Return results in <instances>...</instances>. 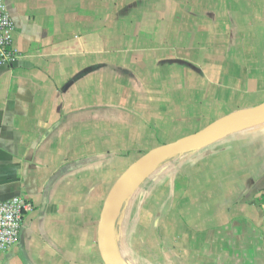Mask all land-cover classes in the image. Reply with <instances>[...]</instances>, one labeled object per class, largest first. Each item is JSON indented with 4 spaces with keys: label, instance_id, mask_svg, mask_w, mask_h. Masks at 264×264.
Segmentation results:
<instances>
[{
    "label": "crops",
    "instance_id": "obj_1",
    "mask_svg": "<svg viewBox=\"0 0 264 264\" xmlns=\"http://www.w3.org/2000/svg\"><path fill=\"white\" fill-rule=\"evenodd\" d=\"M4 2L0 201L33 209L0 264H104L124 172L264 103V0ZM141 176L114 231L133 264H264V123Z\"/></svg>",
    "mask_w": 264,
    "mask_h": 264
},
{
    "label": "water",
    "instance_id": "obj_2",
    "mask_svg": "<svg viewBox=\"0 0 264 264\" xmlns=\"http://www.w3.org/2000/svg\"><path fill=\"white\" fill-rule=\"evenodd\" d=\"M264 123V103L240 115L223 119L209 129L176 143L158 147L131 165L111 189L103 206L99 223L98 248L104 264H121L114 252V231L118 213L136 178L169 156L197 151L218 142L231 132Z\"/></svg>",
    "mask_w": 264,
    "mask_h": 264
},
{
    "label": "built area",
    "instance_id": "obj_3",
    "mask_svg": "<svg viewBox=\"0 0 264 264\" xmlns=\"http://www.w3.org/2000/svg\"><path fill=\"white\" fill-rule=\"evenodd\" d=\"M14 28L5 2L0 0V64H8L17 59L12 48ZM32 209L33 205L21 197L0 201V254L17 243L25 217Z\"/></svg>",
    "mask_w": 264,
    "mask_h": 264
},
{
    "label": "rangeland",
    "instance_id": "obj_4",
    "mask_svg": "<svg viewBox=\"0 0 264 264\" xmlns=\"http://www.w3.org/2000/svg\"><path fill=\"white\" fill-rule=\"evenodd\" d=\"M170 157H172V156H169L165 159H168ZM114 248H115V251L118 253V255L121 259L128 262L129 264H133V258L131 256L130 251H125V250L121 249V247L119 246V242L117 240L116 234L114 235ZM135 258L137 259V256H135Z\"/></svg>",
    "mask_w": 264,
    "mask_h": 264
},
{
    "label": "bare ground",
    "instance_id": "obj_5",
    "mask_svg": "<svg viewBox=\"0 0 264 264\" xmlns=\"http://www.w3.org/2000/svg\"><path fill=\"white\" fill-rule=\"evenodd\" d=\"M141 177H142V176H139L138 178H136V179L134 180V182H133L132 185L130 186L129 190L132 189V187L135 186V185L138 183V181H139V179H140ZM114 249H115V248H114ZM114 252H115V256L117 257V259L119 260V262H120L121 264H127L125 261H123V260L119 257L118 253H117L115 250H114Z\"/></svg>",
    "mask_w": 264,
    "mask_h": 264
}]
</instances>
